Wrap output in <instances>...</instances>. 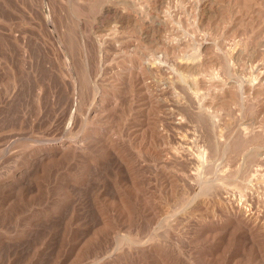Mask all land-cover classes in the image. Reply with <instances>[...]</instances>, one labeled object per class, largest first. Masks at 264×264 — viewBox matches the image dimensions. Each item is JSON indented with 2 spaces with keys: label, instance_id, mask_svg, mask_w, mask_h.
I'll return each mask as SVG.
<instances>
[{
  "label": "rangeland",
  "instance_id": "rangeland-1",
  "mask_svg": "<svg viewBox=\"0 0 264 264\" xmlns=\"http://www.w3.org/2000/svg\"><path fill=\"white\" fill-rule=\"evenodd\" d=\"M201 1L0 0V264H264V0Z\"/></svg>",
  "mask_w": 264,
  "mask_h": 264
},
{
  "label": "bare ground",
  "instance_id": "bare-ground-1",
  "mask_svg": "<svg viewBox=\"0 0 264 264\" xmlns=\"http://www.w3.org/2000/svg\"><path fill=\"white\" fill-rule=\"evenodd\" d=\"M107 1V0H106ZM210 0H202L201 2H200V5H201V9L202 10H205L206 8H207V6H208V2H209ZM105 2V1H104ZM120 3V2H119ZM132 3V2H131ZM161 3V2H160ZM101 4V3H100ZM209 5H210V2H209ZM100 7V6H99ZM99 7H98V10H99ZM161 8V7H160ZM205 8V9H204ZM210 8V6L208 7V9ZM3 9V8H2ZM201 10V11H202ZM210 10V9H209ZM208 10V11H209ZM3 11H4V9H3ZM105 11H107V12H111V14L114 16V17H116L117 19H118V21H119V23H120V25L122 26V24H123V26L125 25V24H127V23H129V22H131L133 19H134V16L132 15V14H124L122 11H121V9L120 8H118V7H114V6H111L110 4H108L106 7H105ZM161 11V10H160ZM97 13V12H96ZM52 15V14H51ZM103 15V14H102ZM204 15V14H203ZM112 16V17H113ZM105 17V16H104ZM110 17V16H109ZM113 17V18H114ZM204 18V17H203ZM51 19V18H50ZM49 19V20H50ZM107 19V18H106ZM115 19V18H114ZM116 19V20H117ZM103 20V19H102ZM52 21V20H51ZM50 21V22H51ZM114 21V20H113ZM110 25V24H109ZM153 25V24H152ZM107 26V25H106ZM129 26V25H128ZM137 27V26H136ZM123 28V27H122ZM120 29V28H119ZM146 29V28H145ZM153 29V28H152ZM149 30V29H148ZM105 31V30H104ZM145 31V30H144ZM55 32V31H54ZM98 32V31H97ZM152 33V32H151ZM145 34V33H144ZM159 35V34H158ZM19 36L20 35H18L17 33H10V36H9V44H10V51H11V56H16V54L15 53H18V52H16V50H17V48H16V41H17V38H19ZM148 37V36H147ZM146 37V38H147ZM155 38V37H154ZM19 39H21V38H19ZM56 39V38H55ZM93 41V40H92ZM95 41V40H94ZM93 41V42H94ZM205 41V40H204ZM8 42V41H7ZM59 43H60V41H59ZM91 43V42H90ZM57 43H55V45H56ZM94 44V43H93ZM52 46V45H51ZM226 46V45H225ZM61 48V47H60ZM62 49V48H61ZM233 52H235V51H233ZM63 53V52H62ZM218 54V53H217ZM225 54V53H224ZM233 54H235V53H233ZM158 55V54H157ZM227 55V54H226ZM238 55H239V53H238ZM69 56V55H68ZM160 56V55H159ZM163 56V55H162ZM233 56V55H232ZM56 57V56H55ZM65 57V56H64ZM63 57V58H64ZM16 58V57H15ZM161 58V57H160ZM183 58V57H182ZM227 58V57H226ZM235 58V57H234ZM10 59V58H9ZM14 59V58H13ZM17 59V58H16ZM10 61H11V59H10ZM15 61V60H14ZM13 61V62H14ZM66 63V62H65ZM69 63V62H68ZM156 63H157V61H156ZM55 64V63H54ZM159 64V63H158ZM150 65H152V64H150ZM147 66V67H149V69L151 70V68H153V66L151 67V66ZM154 65V64H153ZM160 65V64H159ZM198 66V63L196 62V60H194V61H190V60H176L175 62H174V67H176L177 69H179V70H188V69H191V68H196ZM17 68V67H16ZM225 68V67H224ZM227 68V67H226ZM65 70V69H64ZM101 70V69H100ZM57 72H58V70H56ZM71 71V70H70ZM92 71V70H91ZM92 73V72H91ZM183 72H181V74H177L176 75V80H174V78L175 77H173V78H171L170 79V84H173V83H175V85H181V86H184L185 84H187V83H192V84H195L197 81H198V78H196L195 76H193V77H187V75L185 76V75H183L182 74ZM93 74V73H92ZM173 74H175L174 73V71H173ZM76 75V74H75ZM89 75V74H88ZM175 76V75H174ZM88 77H90V76H88ZM171 77V76H170ZM74 78V77H73ZM129 78V74H122V75H120V81L122 82V81H128L127 79ZM87 79V78H86ZM90 81H91V79H90ZM143 83V82H142ZM75 84H77V83H75ZM88 85H89V83H87ZM87 85V86H88ZM57 86V85H56ZM80 86V84H78V86L77 87H79ZM95 86V85H94ZM129 86V85H128ZM178 86V87H179ZM75 85L73 86V88L76 90V88H77ZM81 87H79V89H80ZM153 88V87H152ZM98 89V88H97ZM180 89V88H179ZM71 90V89H70ZM69 90V91H70ZM101 90V89H100ZM98 91V90H96L97 91V94H95L94 96H93V98H92V101L90 102V108H88V112H89V114L90 113H97V112H100V110H102L103 109V107H104V105H108L109 103H110V98L109 99H107L110 95V93L111 94H113V92H114V89L113 90H111V91H104V90H102V91ZM181 90V89H180ZM59 91V90H58ZM60 92V91H59ZM77 92V91H76ZM75 92V93H76ZM79 92V91H78ZM77 92V93H78ZM142 92V91H141ZM181 92H182V90H181ZM76 93V94H77ZM81 93V92H80ZM90 93V92H89ZM86 94V93H85ZM78 95V94H77ZM195 95V94H194ZM113 96V95H112ZM149 96V95H148ZM75 97V96H74ZM189 97V96H188ZM192 97V96H191ZM190 97V98H191ZM64 98V97H63ZM113 98V97H112ZM78 99V98H77ZM194 99V98H193ZM192 100V99H191ZM70 101H72V100H70ZM61 102H63V101H61ZM74 102V101H73ZM77 103H78V101H77ZM173 103H174V105L175 106H178L179 105V102L178 101H173ZM198 103V102H197ZM70 104V103H69ZM73 104V103H72ZM76 104V103H75ZM111 106V105H110ZM180 106V105H179ZM200 106V105H199ZM109 107V106H108ZM181 107H179V109H180ZM200 108V107H199ZM80 110V109H79ZM184 110H185V107H184ZM205 110V109H204ZM97 111V112H96ZM104 111V110H103ZM187 111V110H186ZM203 111V110H202ZM87 113V112H86ZM103 113V112H102ZM183 113H184V111H183ZM193 113V112H192ZM92 114V115H93ZM201 114H204L203 115V117L206 119L207 118V120H209V122H210V124L211 125H215V124H213V120L211 119V117H209V115H208V113H206L205 111H203V113L201 112V113H199V115H201ZM88 115V114H87ZM91 115V116H92ZM187 115V114H186ZM96 116V115H95ZM190 116V115H189ZM202 116V115H201ZM211 116V115H210ZM83 117V116H82ZM90 117V116H89ZM102 118H103V116H101ZM190 117H192V116H190ZM102 118H100V119H96L97 120V122H99V121H101V119ZM198 118V117H197ZM89 119V118H88ZM199 119H201V118H199ZM194 120V119H193ZM207 120H205L206 122H207ZM216 120V119H215ZM90 121L91 122H93L94 121V115L91 117V119H90ZM190 121V120H189ZM195 121V120H194ZM203 121V120H202ZM204 122V121H203ZM215 122V121H214ZM102 123V122H101ZM216 123V122H215ZM187 125V124H186ZM205 126H207V125H205ZM209 126V125H208ZM207 126V127H208ZM100 127V126H99ZM213 127V126H212ZM84 128V127H83ZM200 130V129H199ZM204 130H206V129H204ZM217 130V129H216ZM100 131H102L101 130V128H96L95 130H93V131H89V133H88V135H93V134H95V133H97V132H100ZM207 131V130H206ZM205 131V132H206ZM173 132V131H172ZM207 133V132H206ZM208 133H210V132H208ZM75 137V136H74ZM102 137V136H101ZM171 137V136H170ZM63 138V137H62ZM68 138V137H67ZM207 138H208V136H207ZM221 139V138H220ZM206 140V139H205ZM217 140H218V137H217ZM47 141V140H46ZM87 141V140H86ZM220 143H222V142H220ZM88 145V144H87ZM86 145V143H85V137H82L81 139L80 138H71V139H60V140H51V141H47V142H42V144H40V148L38 149V151H39V157H38V159L37 160H39V163H35V164H40V162L42 163H44V161L46 162V161H48V160H61V159H63V158H65V157H67V156H69V155H71V154H77V152H80V151H82L83 149L85 150V147L87 146ZM165 146V145H164ZM92 147H94V146H92ZM201 149V148H200ZM205 149V148H204ZM203 149V150H204ZM115 153V152H114ZM208 153V152H207ZM75 154V155H76ZM79 154V153H78ZM200 154V153H199ZM213 155V154H212ZM72 156V155H71ZM82 156V155H81ZM194 156V155H193ZM174 157V156H173ZM176 158V157H175ZM200 159V158H199ZM114 160V159H113ZM120 160V159H119ZM209 160V159H208ZM201 161V160H200ZM207 161V160H206ZM116 162V161H115ZM121 162V161H120ZM121 163H123V162H121ZM180 163V162H179ZM178 163V164H179ZM206 163V162H205ZM202 164H204V163H202ZM181 165V164H180ZM200 165V164H199ZM41 166V165H40ZM117 166H118V164H117ZM194 166H195V164H194ZM198 166V165H197ZM207 167H209V166H207ZM41 168H42V166H41ZM197 167H195V169H196ZM35 169V168H34ZM185 169V168H184ZM39 171H40V168H39ZM126 171V170H125ZM190 171V170H189ZM198 171V170H197ZM196 171V172H197ZM207 171V170H206ZM193 172V171H192ZM208 172V171H207ZM195 174V173H194ZM203 174H205V173H203ZM189 175V174H188ZM202 175V174H201ZM207 175V174H206ZM230 175V174H229ZM228 175V176H229ZM210 176V175H209ZM218 176V175H217ZM221 176V175H220ZM226 176V175H225ZM200 177V176H199ZM211 177V176H210ZM191 178V177H190ZM194 178V177H193ZM214 178V177H213ZM222 179V178H221ZM186 180V179H185ZM203 180V179H202ZM195 181V180H194ZM204 183H205V181H204ZM210 183H211V181H210ZM186 184V183H185ZM191 184V183H190ZM209 184V183H208ZM219 184H221V183H219ZM243 184V183H242ZM218 185V184H217ZM223 185V184H222ZM189 186V185H188ZM195 186V185H194ZM236 186V185H235ZM241 186V185H240ZM190 187V186H189ZM193 187V186H192ZM246 187V186H245ZM199 188V187H198ZM201 188V187H200ZM209 188V187H208ZM238 188V187H237ZM203 189H206V188H203ZM202 189V190H203ZM210 189V188H209ZM191 190V189H190ZM240 191H241V189H239ZM243 190H245V189H243ZM242 190V191H243ZM194 191V190H193ZM207 191V190H206ZM210 191V190H209ZM212 191V190H211ZM214 191V190H213ZM218 193V192H217ZM231 193V192H230ZM242 193V192H241ZM226 195V194H225ZM230 195V194H229ZM234 195V194H233ZM243 195H245V194H243ZM234 197V196H233ZM252 197V196H251ZM191 198H192V196H191ZM245 198H246V196H245ZM187 199V198H186ZM193 199V198H192ZM241 199V198H240ZM120 200V199H119ZM186 201V200H185ZM188 201H190L189 200V197H188ZM187 202V201H186ZM186 204V203H185ZM189 204H190V202H189ZM246 205V204H245ZM186 206H187V204H186ZM183 209V208H182ZM182 211V210H181ZM236 214L238 215V216H240L243 212H242V210H241V208L238 206L237 208H236ZM175 212V211H174ZM177 212H179V211H177ZM167 215H170V214H167ZM166 215V216H167ZM172 215H174V213L172 214ZM243 216V215H242ZM183 217V216H182ZM144 218V217H143ZM167 218V217H166ZM160 219V218H159ZM163 219V218H162ZM243 220V219H242ZM251 222L253 219L251 218V217H244V223L246 222ZM246 222V223H247ZM103 223V222H102ZM262 227H263V229H264V223H262Z\"/></svg>",
  "mask_w": 264,
  "mask_h": 264
}]
</instances>
